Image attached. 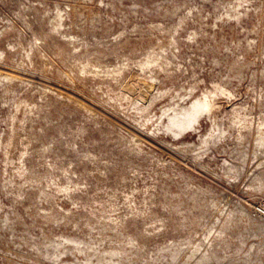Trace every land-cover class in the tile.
Instances as JSON below:
<instances>
[{
    "label": "rangeland",
    "instance_id": "obj_1",
    "mask_svg": "<svg viewBox=\"0 0 264 264\" xmlns=\"http://www.w3.org/2000/svg\"><path fill=\"white\" fill-rule=\"evenodd\" d=\"M0 264H264V0H0Z\"/></svg>",
    "mask_w": 264,
    "mask_h": 264
}]
</instances>
